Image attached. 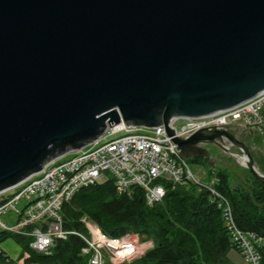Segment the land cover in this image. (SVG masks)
<instances>
[{"label":"water","instance_id":"water-1","mask_svg":"<svg viewBox=\"0 0 264 264\" xmlns=\"http://www.w3.org/2000/svg\"><path fill=\"white\" fill-rule=\"evenodd\" d=\"M264 94V0H0V193L109 127L200 120ZM239 125L172 138L264 184ZM204 147V148H203ZM234 147L239 153H233Z\"/></svg>","mask_w":264,"mask_h":264},{"label":"built area","instance_id":"built-area-1","mask_svg":"<svg viewBox=\"0 0 264 264\" xmlns=\"http://www.w3.org/2000/svg\"><path fill=\"white\" fill-rule=\"evenodd\" d=\"M263 113L264 94L213 117L174 120L172 137L167 136L163 125L152 128L125 126L123 121L111 127L107 125L106 131L95 142L65 153H72L69 159L60 161L62 155L48 163L40 173L1 192L0 216L12 211L17 219L13 225L0 219V232L27 238L31 250L45 255L58 240L77 235L85 243L81 253L89 255V264H105V257L114 264L131 256L137 243L124 237L111 238L85 217L81 222L88 231L86 236L65 230L61 213L63 204L81 188L97 184L101 179L103 182L112 179L120 194L129 195L132 188H139L148 206L162 200L167 186L174 189L193 183L208 189L217 202L231 243L243 261L259 264L255 246L262 243L261 239L237 226L229 202L212 189L214 181L206 184L196 179L172 138L187 139L203 129L233 125L261 133ZM178 123H181L179 127ZM120 132L123 133L121 136L107 139ZM121 251L128 254L120 257Z\"/></svg>","mask_w":264,"mask_h":264},{"label":"trees","instance_id":"trees-1","mask_svg":"<svg viewBox=\"0 0 264 264\" xmlns=\"http://www.w3.org/2000/svg\"><path fill=\"white\" fill-rule=\"evenodd\" d=\"M261 135L264 138V113ZM262 154L264 160V150ZM203 160L190 158L192 163ZM212 175V189L229 202L237 226L261 239L255 249L259 264H264V184L247 170L241 178L228 167L215 169ZM61 213L67 231L86 236L81 222L85 217L111 238L135 234L141 242H151L143 255L122 264H227L230 251L240 254L231 243L217 202L208 189L193 183L174 189L167 186L162 200L148 206L139 188L120 194L108 179L81 188L63 204ZM7 239L19 245L21 254L12 260L0 252V264H19V260L21 264H89V255L81 253L85 243L77 235L58 240L46 255L31 250L27 238L0 232V243Z\"/></svg>","mask_w":264,"mask_h":264},{"label":"rangeland","instance_id":"rangeland-1","mask_svg":"<svg viewBox=\"0 0 264 264\" xmlns=\"http://www.w3.org/2000/svg\"><path fill=\"white\" fill-rule=\"evenodd\" d=\"M180 124L181 123H178L177 127H179ZM122 134L123 133L120 132V133L115 134L111 137H108L107 139L118 137V136H121ZM248 145H250L251 147L257 148L256 149L257 152L253 153V154L251 153V155L253 157H255L254 161L256 160V162L258 164V169L264 171V167L262 168V164H261L264 162L263 156H262L263 155L262 153L264 150V138L261 135V133H259V132L255 133L252 136V138H250ZM204 147H206V146H204ZM215 149H217V148H215ZM211 150L215 151L213 148H211ZM230 150L233 153H239V151L237 149H235L234 147H230ZM257 155H261V156H259L261 158H258ZM71 156H72V153H68V154L62 156L59 160L63 161V160L69 159ZM212 159H213V157H210L209 159L203 160L202 163H192V162H190V159H186L191 173L196 177V179L199 182L209 184L211 181H214V179L212 178V176H213L212 172H213V170L218 169L220 167H228V170H230V173H233L236 177L241 178L245 174L246 169L241 165V161L237 160V159L233 160L227 152L224 153L223 151L221 152L217 149L216 154H215V159L217 161H213ZM224 162H228L230 164L223 166L222 164ZM103 181H104V179H101L99 181V183H101ZM18 206L21 207V204H19ZM0 219L3 222H5L6 224L13 225L16 222L17 216H16V214H14V212L8 211L6 214L1 215ZM122 237H124L126 240L128 239V240L135 241L137 243L138 247H137L136 251L131 256H128L124 260L116 261L114 264L128 263L132 259L139 258L141 255H143V253L148 248L151 247V242H149V241H142L141 242L140 240H138V237L135 234H126ZM5 244L7 246L11 245L13 248L15 247V243H13L10 239H7ZM228 258H229V262L227 264H230V262H231V264H246L239 254L236 255L232 251L229 252ZM106 259H107V257H105V262H106ZM109 264H113V263H109Z\"/></svg>","mask_w":264,"mask_h":264},{"label":"crops","instance_id":"crops-1","mask_svg":"<svg viewBox=\"0 0 264 264\" xmlns=\"http://www.w3.org/2000/svg\"><path fill=\"white\" fill-rule=\"evenodd\" d=\"M250 138H252V136H249V137H247V138H245L244 139V142H245V144L247 145V146H250V145H248V143H249V140H250ZM206 147V149L207 150H209V154H210V157H213V161H217L216 159H215V154H216V151H217V149H215L212 145H205ZM211 148H213L215 151H212L211 150ZM256 149L257 148H255L251 153L253 154V153H256L257 151H256ZM218 153V152H217ZM258 156V158H261V157H259V156H261V155H257ZM263 156V155H262ZM254 159H255V157H253ZM219 160V159H218ZM217 163V162H216ZM228 164H230V163H228V162H224L222 165L223 166H226V165H228ZM255 164H256V166H257V169H258V164H257V162H256V160H255ZM262 164V168L264 167V165H263V163H261ZM230 166V165H229ZM259 170V169H258ZM261 173H262V170H259ZM13 243H15V247L13 248L11 245H6L5 243H6V240L5 241H3V242H1L0 243V249H1V251L4 253V255H6V256H8L10 259H12V260H18V258L20 257V254H21V248L19 247V245H17V243L13 240V239H10ZM234 254H236V255H238V253H236L235 251H232ZM240 255V254H239ZM18 263L19 264H21L22 263V260H19L18 261ZM110 262H109V260L108 259H106V262H105V264H109ZM230 264H231V262H230Z\"/></svg>","mask_w":264,"mask_h":264},{"label":"bare ground","instance_id":"bare-ground-1","mask_svg":"<svg viewBox=\"0 0 264 264\" xmlns=\"http://www.w3.org/2000/svg\"><path fill=\"white\" fill-rule=\"evenodd\" d=\"M240 161H241V162H244L245 159H241ZM126 254H128L127 251H121V252H119V256H120V257H124Z\"/></svg>","mask_w":264,"mask_h":264}]
</instances>
